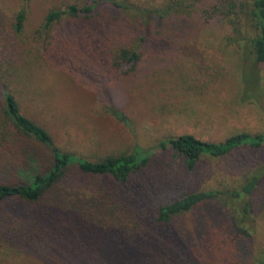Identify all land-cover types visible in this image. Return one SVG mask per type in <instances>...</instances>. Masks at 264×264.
Masks as SVG:
<instances>
[{"label": "rangeland", "instance_id": "1", "mask_svg": "<svg viewBox=\"0 0 264 264\" xmlns=\"http://www.w3.org/2000/svg\"><path fill=\"white\" fill-rule=\"evenodd\" d=\"M86 1L0 0V31L18 48L17 57L8 59L1 52L4 45L0 38V94L3 88L11 90L64 151L92 160L129 152L135 145L154 151L125 185L106 178H84L76 191L69 189L70 205L60 208L48 203L46 221H54L52 226L57 227L51 235H62L55 244L71 233L76 236L70 233L76 227L87 247L98 251L94 264H250L249 258L264 250V180L251 196V222L255 225L248 228L247 223L249 232L236 247L226 235L223 218L220 224L211 220L212 205L180 214L165 226L152 225L144 211L136 218L128 214L125 227H118L109 220H97L85 204L99 198L152 210L188 191L235 187L244 174L264 169V148L243 146L228 157L203 156L192 169L171 148H156L160 140L180 134L221 142L237 133H264V64L248 50H240V45L232 42L230 26L217 19L197 33L189 31L175 39L156 35L142 41L133 28L135 18L118 10L109 11L96 23L84 24L81 19L76 27H70L69 18L61 19L45 31L49 10L83 6ZM123 1L141 7L171 2ZM22 8L25 19L17 33L14 15ZM125 25L126 30L114 31ZM102 26L112 32L107 45L113 51L119 45L139 48L133 70L109 69L108 48L99 35ZM23 49L28 53L22 60ZM29 142L38 159L46 161L45 150ZM18 205L5 202L0 217ZM129 219L138 220L143 227L130 232ZM145 238L160 245L148 247ZM0 264L56 263L48 254L0 240Z\"/></svg>", "mask_w": 264, "mask_h": 264}, {"label": "trees", "instance_id": "2", "mask_svg": "<svg viewBox=\"0 0 264 264\" xmlns=\"http://www.w3.org/2000/svg\"><path fill=\"white\" fill-rule=\"evenodd\" d=\"M117 10L123 14L130 13L135 18L133 28L141 34L142 41L156 35L175 39L189 31L197 33L201 26L217 19L230 26L234 36L232 42L240 45V50L241 47L248 50L258 63L264 64V0H171L161 6L146 7L123 0H87L83 6L71 4L65 8L49 10L45 15L43 28L48 33L55 23L65 18H69L70 27H76L81 19L85 20L84 24L96 23L99 17L103 18L109 11ZM24 19L25 9L22 8L14 15L13 27L17 33L21 32ZM127 28L125 25L114 31H124ZM102 30L99 35L103 36L107 49L112 32L103 26ZM3 34L6 33L0 31L4 45L1 52L8 59H15L18 48H14L13 39L8 40ZM27 53L28 49L20 51L22 60ZM139 57V48L119 45L115 51L109 46L105 58L109 69L119 71L125 68L133 70ZM33 63L36 64L37 61L30 64ZM15 67L13 65L14 69ZM29 141L45 150L48 155L46 161L38 159ZM243 146L264 148V133H237L221 142L203 140L193 134H180L160 140L156 148H171L183 157L186 167L192 169L203 156L224 158ZM153 151L154 149L135 145L129 152L110 154L95 160L64 151L56 144L53 134L45 124L35 119L11 90L3 88L0 94V208L9 201L19 205L0 217V240L11 245L18 243L36 253L38 251L48 254V259L56 264L96 263V247H87V241L75 231L76 227L70 230L76 236L71 233L58 246L55 244L54 240L62 235L58 232L55 236L51 235L57 227L52 226L51 222L54 221H46L50 213L48 203L56 204L60 208L70 205L71 200L67 196L71 195V190L76 191L84 178H106L116 185H125L148 163ZM263 180L264 169L255 168L244 174L235 187L188 191L179 198L157 204L152 210L146 211L142 207L138 208L136 203L122 205L116 201L104 202L99 198L87 200L85 207L100 222L109 220L118 227H125L128 214L136 218L138 213L144 211V217L148 216L152 225L165 226L180 214L212 205L215 210L210 212L211 220L219 221L218 224L224 221L226 235H229L236 247L249 232L247 223L250 224L248 228L255 225L251 222V196ZM99 194L101 196L106 192ZM261 207L264 209V205ZM128 226L131 232L132 228L138 230L137 227H143V224L129 219ZM115 238L120 241L119 237ZM30 241H33L31 245ZM104 241L103 239L101 243ZM144 241L148 247H153L152 243L160 245L148 238ZM249 261L252 264H264V250L251 260L249 258Z\"/></svg>", "mask_w": 264, "mask_h": 264}]
</instances>
